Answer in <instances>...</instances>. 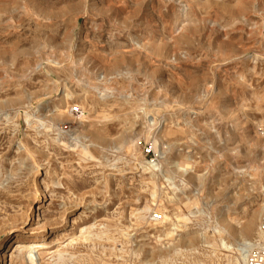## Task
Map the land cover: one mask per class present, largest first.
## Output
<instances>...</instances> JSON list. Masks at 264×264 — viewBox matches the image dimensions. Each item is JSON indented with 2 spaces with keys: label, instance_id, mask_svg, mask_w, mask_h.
Here are the masks:
<instances>
[{
  "label": "rangeland",
  "instance_id": "1",
  "mask_svg": "<svg viewBox=\"0 0 264 264\" xmlns=\"http://www.w3.org/2000/svg\"><path fill=\"white\" fill-rule=\"evenodd\" d=\"M263 219L264 0H0V264H240Z\"/></svg>",
  "mask_w": 264,
  "mask_h": 264
},
{
  "label": "built area",
  "instance_id": "2",
  "mask_svg": "<svg viewBox=\"0 0 264 264\" xmlns=\"http://www.w3.org/2000/svg\"><path fill=\"white\" fill-rule=\"evenodd\" d=\"M260 231L264 232V219L260 224ZM246 253L244 254V264H264V239L258 237L252 243L247 245Z\"/></svg>",
  "mask_w": 264,
  "mask_h": 264
},
{
  "label": "bare ground",
  "instance_id": "3",
  "mask_svg": "<svg viewBox=\"0 0 264 264\" xmlns=\"http://www.w3.org/2000/svg\"><path fill=\"white\" fill-rule=\"evenodd\" d=\"M212 22V21H211ZM72 113V112H71ZM77 114V113H76ZM190 152V151H189ZM30 155V154H29ZM39 194V193H38ZM253 224V222H251V224L249 223V224H247V225H245V226H241V227H235V226H233V229L236 231V232H239V233H241V232H244V231H247L248 229H250V227H251V225ZM17 230H14L13 231V233L14 232H16ZM261 232V231H260ZM35 234V233H34ZM260 238L261 239H264V232H261L260 233ZM15 241H14V243L12 244V247H14V249L16 250L17 249V247H18V244H19V237H17V234L15 235ZM40 244V243H39ZM10 256H12V254H10ZM30 259H31V261H34V259H33V255H32V253L28 256ZM243 260H244V254H242V256H240V258H239V263L240 264H242V262H243ZM6 264H7V262H6Z\"/></svg>",
  "mask_w": 264,
  "mask_h": 264
}]
</instances>
